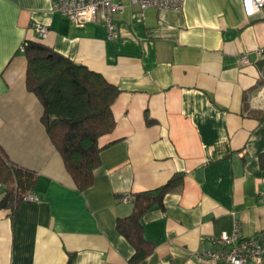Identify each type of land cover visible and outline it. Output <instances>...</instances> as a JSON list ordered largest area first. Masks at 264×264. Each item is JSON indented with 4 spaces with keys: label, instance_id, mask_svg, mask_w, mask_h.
I'll return each mask as SVG.
<instances>
[{
    "label": "crops",
    "instance_id": "0c3cea01",
    "mask_svg": "<svg viewBox=\"0 0 264 264\" xmlns=\"http://www.w3.org/2000/svg\"><path fill=\"white\" fill-rule=\"evenodd\" d=\"M122 1L110 39L102 20L75 25L56 0H0V144L37 173L33 198L13 214L0 208V264H231L201 253L235 222L262 249L260 262L246 264H264V12L246 16L241 0H184L181 10L148 7L142 19ZM25 41L119 89L115 128L99 139L111 144L84 190L26 86ZM176 174L181 185L141 219L152 252L130 262L134 249L116 229L132 211L129 195Z\"/></svg>",
    "mask_w": 264,
    "mask_h": 264
},
{
    "label": "trees",
    "instance_id": "16d2710c",
    "mask_svg": "<svg viewBox=\"0 0 264 264\" xmlns=\"http://www.w3.org/2000/svg\"><path fill=\"white\" fill-rule=\"evenodd\" d=\"M25 45L26 86L42 103L41 120L46 132L60 152L76 187L84 190L93 183L101 151L111 144L100 145L99 139L115 128L112 104L119 89L100 73L75 63L45 44L25 41ZM36 177V171L14 162L0 144L3 189L0 208H8L13 214L30 194ZM182 179V175L176 174L156 189L129 195L132 211L117 218L116 229L134 249L130 262L144 259L154 246L143 234V215L153 206L163 207L165 194L181 185Z\"/></svg>",
    "mask_w": 264,
    "mask_h": 264
},
{
    "label": "built area",
    "instance_id": "2783aa9c",
    "mask_svg": "<svg viewBox=\"0 0 264 264\" xmlns=\"http://www.w3.org/2000/svg\"><path fill=\"white\" fill-rule=\"evenodd\" d=\"M184 0H129V4H136L140 8V17L148 7L157 9L181 10ZM246 16H253L264 12V0H241ZM56 11L66 15L75 25L89 21L102 20L108 29L109 38H115L116 25L113 14L121 11L125 4L122 0H56L53 4ZM32 29L39 39L47 36L48 28L45 24L35 23ZM25 43L20 45L21 52L25 51ZM246 61L245 58H243ZM29 194L24 199H31ZM128 200L127 197L123 198ZM208 241L216 246L203 253L202 259L224 260L231 264H246L248 261L258 263L261 261L262 249L258 240L242 234L241 225L235 222L231 231H222L217 236L208 237Z\"/></svg>",
    "mask_w": 264,
    "mask_h": 264
}]
</instances>
